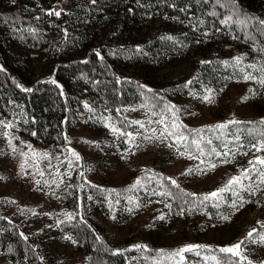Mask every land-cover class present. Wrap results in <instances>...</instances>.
Listing matches in <instances>:
<instances>
[{"label": "trees", "instance_id": "1", "mask_svg": "<svg viewBox=\"0 0 264 264\" xmlns=\"http://www.w3.org/2000/svg\"><path fill=\"white\" fill-rule=\"evenodd\" d=\"M59 2L66 7L60 8ZM54 11H60V16L49 15ZM159 20L161 25L149 29L150 22ZM261 20L264 0H0V118L12 120L27 140L64 149L69 146L68 132L80 119L97 136L115 122L121 134L118 139L130 140L124 133L141 130L140 124L133 123L139 120L128 115L127 109L142 104L152 119L179 125L170 136L172 143L204 163H220L233 152H253L251 145L264 140V123H260L264 121V84L258 82L264 78ZM91 36L93 40L79 55L77 48ZM240 55L247 59L237 63ZM169 57L187 58L193 68L188 80L192 83L169 84L158 74L157 68ZM246 74L254 77L246 92L256 117L234 118L241 123L228 121L224 130L191 129L169 109L174 95L192 90L223 94L235 89L234 81ZM178 136L185 139L178 141ZM212 148L221 155L211 153ZM157 170L161 179L153 182L156 186L150 193L164 197L172 212L189 215L207 209L216 211L222 221V216L230 215L233 200L227 192L222 201L204 200L203 188ZM79 187L65 191L73 218L66 215L61 221L85 256L76 264H132V251L109 242L104 227L106 219L125 227L132 215L128 202L122 196V204L113 209L106 194L98 193V185L92 184L90 195ZM261 225L250 223L229 246L246 242L253 229H257L253 237H258L264 232ZM38 241L36 231L12 220L0 205V264H50ZM220 248L202 250L217 255L222 264L225 259L232 264L251 262L245 247L241 249L244 260L221 253Z\"/></svg>", "mask_w": 264, "mask_h": 264}, {"label": "rangeland", "instance_id": "2", "mask_svg": "<svg viewBox=\"0 0 264 264\" xmlns=\"http://www.w3.org/2000/svg\"><path fill=\"white\" fill-rule=\"evenodd\" d=\"M58 6L65 8L66 4L59 2ZM159 21L150 22L149 29L161 25L162 21ZM92 40L93 36L77 48L79 55ZM232 47L230 45L229 49ZM230 53L226 51V54ZM239 57L247 59L246 56ZM157 70L170 84L187 82L193 68L187 58L169 57ZM246 75L234 81L233 90L223 94L211 91L212 102L204 99L208 90H192L174 95L169 109L179 122L191 129L227 124L234 118L256 117L246 92L253 80L245 79ZM127 114L144 125L140 126L141 131L132 133L130 140L118 139L120 131H112L113 127L118 129L115 122L97 136L80 119L68 132L69 146L64 149L27 140L12 120L0 118V205L12 220L28 231L37 232L38 244L50 264H76L85 259L76 241L61 227L62 219L68 213L65 191L77 185L82 193L89 195L92 184L98 185V193L106 194L113 209L122 204V196L128 202L132 215L125 227L112 224L109 219L104 220V227L109 242L132 251V264H216L211 257L220 258L206 253L204 248L185 252L182 257H172L170 253L186 245L227 247L250 223H264V185L258 188L253 185L256 190L251 193L237 189L245 201L242 206L236 196L227 192L237 201L238 209L231 206L230 218L223 221L216 211L207 209L177 215L164 197H154L150 193L156 186L153 182L161 179L157 169L173 174L178 181L191 187H201L207 194L212 193L225 186L229 178L249 168L250 160L264 156V151L257 152L253 148L247 155L235 152L233 156L231 153L220 163H215V169H210V162L201 163L200 158H193L175 147L164 131L167 126L168 131L174 132L166 119L163 123L152 119L142 104L128 108ZM9 123L13 127H4ZM72 150L79 154V160L72 155ZM225 160L231 162L224 163ZM191 166L195 169L188 174ZM253 180L259 184L255 175ZM137 206L140 208L135 209ZM161 216L164 218L160 219ZM235 233L238 234L233 236ZM260 235L246 240L241 246V249L247 248L245 254L252 264H264V242ZM196 251L200 252L199 256Z\"/></svg>", "mask_w": 264, "mask_h": 264}, {"label": "snow or ice", "instance_id": "3", "mask_svg": "<svg viewBox=\"0 0 264 264\" xmlns=\"http://www.w3.org/2000/svg\"><path fill=\"white\" fill-rule=\"evenodd\" d=\"M93 3H95V0H92ZM56 15V16H60V11H54V12H50L49 15ZM231 19V18H229ZM261 24H264V20H261L260 21ZM168 39H171V37H168ZM97 55H99V53L97 52ZM241 60L240 57H237L236 58V61L237 63H239ZM249 67H255L254 65H250ZM262 72H264V68L261 69ZM245 79H254L253 76H251V74H248L245 76ZM52 83H56L55 80H52L51 81ZM259 83L261 84H264V78H261L258 80ZM188 83H192V81H188ZM24 91L26 92H30L32 91V89H28V88H25ZM204 99L208 102H212V94H211V90H208V95H206L204 97ZM246 99V98H245ZM87 107V105H85ZM172 107H175V106H172ZM178 111V109H177ZM175 115V113H174ZM0 123H2V121H0ZM133 123H137V124H140L141 127H143V123L140 122V121H134ZM159 123H163V121H159ZM241 123L240 121H237V120H232V121H229L228 124H239ZM260 123H264V121H261ZM228 124H217L215 126H213L214 129L216 130H224L228 127ZM4 127L6 128H11L13 127V125L11 123L7 124V125H4ZM179 125H176V124H173V128H178ZM112 131L115 133V132H118L119 129H116L115 127L112 128ZM165 132H167V134L169 136H172L174 135L173 132H170L168 131L167 129V126H165V129H164ZM125 135H128L129 137H131V134L130 133H124ZM164 133L162 132L161 135H163ZM181 139H185V137H182V136H178L177 137V140H181ZM236 140H239L240 137L237 135L235 137ZM11 143V141H10ZM194 144H196L197 146V149L200 151V154L201 155H204V151L203 149L200 148L199 146V141H196L194 140L193 141ZM207 143L209 145L212 144V140H208ZM252 148H255L257 152H260V151H264V140H261L259 141L258 143H254L251 145ZM13 151H16V149L13 147ZM231 151V150H230ZM211 153H214L216 155H221V153L219 152H216V149L215 148H212L211 149ZM183 154V153H182ZM233 156L235 155V153L233 152L232 153ZM243 155H247V152H244L242 153ZM45 155V158H47V154H44ZM72 155L76 157L77 160L80 159V156L78 153H76L74 150H72ZM223 155H228V153H223ZM224 163H230L231 161L230 160H225L223 161ZM201 163H204V161H201ZM249 164H250V167L247 168V169H243L240 173V175L238 176H233L231 178H229V180L227 181V183L225 184V186L219 188L217 191H214L212 193H209V194H206L203 199L204 200H210V199H217V200H223V196L222 194L225 193V192H231L233 194V196H236L237 199L240 201V206L243 205V203L245 202L244 201V198L240 195V192L237 190H243V191H246V192H254L256 190V188L259 187V185H264V156H256L254 158V160H250L249 161ZM209 167L210 169H215L217 167V165L215 163H209ZM199 171H204V170H200L198 169ZM192 169H189L188 170V174H191L192 173ZM253 175H255L258 179V182L259 184H256V181L253 180ZM170 179V178H169ZM247 180L249 181L248 184H245L244 181ZM137 183H139V181H137ZM171 183L173 185H175L176 188H179V184H177V182L175 180H171ZM253 185H256V188L253 187ZM160 195H171V192H168V193H159ZM185 195H195L194 193L190 194V193H185ZM219 205H217L218 207ZM233 208H237L238 209V205H237V201L236 200H233L232 201V205H231ZM170 207V206H169ZM68 219H72V214L71 213H67L66 214ZM113 218H115L113 216ZM164 217L161 216L160 219H163ZM222 219L224 220H228L230 217L229 216H222L221 217ZM262 227H264V223H262L261 225ZM257 232V229H253L252 231L248 232L247 234V237L245 238L246 240H252L253 238V234ZM68 239H71V237H67ZM25 239H27V237H25ZM260 240L262 242H264V234H261L260 235ZM73 243H75V241H73ZM245 243L244 240L234 244V245H231V246H228V247H222L219 249V252L221 253H230L232 256H236V257H240L241 260H244L246 259L245 256L242 255V252H241V246ZM136 247H141L140 245H137ZM208 246H204V245H186L185 247L181 248V249H178V250H175L174 252L170 253V255L172 257H182V254L185 253V252H190V251H193L195 249H201V248H206ZM195 254L197 256L200 255V252L199 251H196ZM205 259H208V257H205ZM211 259L213 261L216 262V264H221V261L220 260H217V258L215 256H212ZM190 264V262H189ZM223 264H232V261L230 259H225L223 261ZM249 264H251V262H249Z\"/></svg>", "mask_w": 264, "mask_h": 264}]
</instances>
